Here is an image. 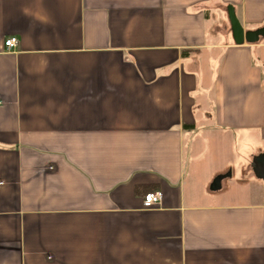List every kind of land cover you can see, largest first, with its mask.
Returning <instances> with one entry per match:
<instances>
[{"label": "crops", "instance_id": "1", "mask_svg": "<svg viewBox=\"0 0 264 264\" xmlns=\"http://www.w3.org/2000/svg\"><path fill=\"white\" fill-rule=\"evenodd\" d=\"M231 7L264 28V0H0V264H264V38Z\"/></svg>", "mask_w": 264, "mask_h": 264}, {"label": "water", "instance_id": "2", "mask_svg": "<svg viewBox=\"0 0 264 264\" xmlns=\"http://www.w3.org/2000/svg\"><path fill=\"white\" fill-rule=\"evenodd\" d=\"M229 22L231 25V30H232V36L233 40L236 45L241 46L244 45L245 43L248 44H254L258 43L261 39L264 38V28L256 30V31H249L246 32L239 22L234 9L231 7L229 8ZM220 180H222V177H219L218 179L215 180L212 190H217L220 188Z\"/></svg>", "mask_w": 264, "mask_h": 264}, {"label": "built area", "instance_id": "3", "mask_svg": "<svg viewBox=\"0 0 264 264\" xmlns=\"http://www.w3.org/2000/svg\"><path fill=\"white\" fill-rule=\"evenodd\" d=\"M18 40L16 38H9L5 41V47L11 51L17 47ZM162 202V194L160 192L148 193L143 200V207L147 210L152 209Z\"/></svg>", "mask_w": 264, "mask_h": 264}, {"label": "rangeland", "instance_id": "4", "mask_svg": "<svg viewBox=\"0 0 264 264\" xmlns=\"http://www.w3.org/2000/svg\"><path fill=\"white\" fill-rule=\"evenodd\" d=\"M262 42H264V39L263 40H261Z\"/></svg>", "mask_w": 264, "mask_h": 264}, {"label": "trees", "instance_id": "5", "mask_svg": "<svg viewBox=\"0 0 264 264\" xmlns=\"http://www.w3.org/2000/svg\"><path fill=\"white\" fill-rule=\"evenodd\" d=\"M146 196V195H145Z\"/></svg>", "mask_w": 264, "mask_h": 264}]
</instances>
